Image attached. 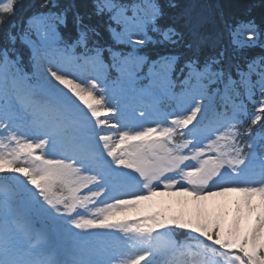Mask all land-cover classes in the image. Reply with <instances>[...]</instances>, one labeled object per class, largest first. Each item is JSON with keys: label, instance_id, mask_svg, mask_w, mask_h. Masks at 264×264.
<instances>
[{"label": "snow or ice", "instance_id": "obj_1", "mask_svg": "<svg viewBox=\"0 0 264 264\" xmlns=\"http://www.w3.org/2000/svg\"><path fill=\"white\" fill-rule=\"evenodd\" d=\"M18 3L0 0V25ZM177 7L36 0L19 28L9 24L0 173L25 179L0 181V264H264V137L252 127H264V55H238L264 49V18L171 15ZM149 45L166 51L151 58ZM161 187L201 201L241 195L227 222L203 207L118 218ZM88 228L118 231L111 246L84 250L76 230Z\"/></svg>", "mask_w": 264, "mask_h": 264}, {"label": "rangeland", "instance_id": "obj_2", "mask_svg": "<svg viewBox=\"0 0 264 264\" xmlns=\"http://www.w3.org/2000/svg\"><path fill=\"white\" fill-rule=\"evenodd\" d=\"M109 81L114 80L116 77H113V74L108 72L107 73ZM33 83H36V80H33ZM137 110H142L140 108H137ZM146 126H154L151 123L146 124ZM262 135V134H261ZM207 143V141H205ZM185 154H187V150H185ZM59 159L61 157H50ZM195 163V162H193ZM16 166H23L27 167L28 165L26 163L24 164H18ZM11 173L10 180L15 181L14 177L21 176L22 179H25L22 177V174L14 173L11 171H5ZM7 184V186L12 189L15 186L14 183H10L7 180H0ZM159 196H156L157 200L154 201H141L139 204L136 205L135 208H129L126 209V215L124 216H118L120 219H127L130 223L140 219L141 222H146L143 220L144 217L148 216L150 213L155 211H163L166 215L170 214H184V215H192L196 212L200 211L203 208H207L211 210L214 213H220V212H226V222L230 221L232 218V213L235 210L237 201L240 197V193H227L223 196H214L209 197L207 200L201 201L198 199H194L192 196L186 193H179L177 194L176 189H170V190H164L162 187L160 188ZM84 193V190H82L81 194ZM127 198V197H122ZM110 202V201H109ZM252 203L254 205L259 204V196L252 197ZM91 211H95L94 209H90ZM83 211V209H81ZM255 213H253V216L251 218H254ZM88 218H94L91 215H89ZM249 222V217L245 214V219L242 221L243 225H247ZM76 231L86 233L87 235H83L80 237L75 238L77 244L84 250H87L89 248H105L111 246L114 237L110 236L109 233H115L118 230L117 229H103V228H88V229H77ZM95 236H100V240H95ZM89 237H94L92 240L88 239ZM175 239V237H174ZM161 243H166V241H161ZM211 243V242H210Z\"/></svg>", "mask_w": 264, "mask_h": 264}, {"label": "trees", "instance_id": "obj_3", "mask_svg": "<svg viewBox=\"0 0 264 264\" xmlns=\"http://www.w3.org/2000/svg\"><path fill=\"white\" fill-rule=\"evenodd\" d=\"M35 2L36 0H19L15 15L9 17L5 24L0 25V46L7 43L6 31L8 30L9 24L16 23L19 28L21 21L34 10L33 5ZM65 2L77 4L81 11H88L91 4V0H65ZM125 2H131V0H125ZM161 2L165 3L166 0H161ZM176 3L178 7L174 10H170L171 15H177L185 10L190 11L193 15H208L223 11L232 18H245L251 16L255 18L257 23H260L261 19L264 18V7L261 6L262 0H176ZM69 27H71L70 24ZM104 35L107 38V34L104 33ZM117 47L119 49H128L123 45ZM16 48L25 56V59H27V50L19 43L16 45ZM165 51L166 49L164 47L153 45H149L143 50V52L151 58H155L157 54H162ZM238 55L241 59H250L252 57L264 55V49L255 47L253 49H247ZM258 131L264 132V127L259 124L253 126V132L257 133ZM185 139H187V137H185ZM0 177L9 179L10 174L8 172H3L0 174ZM68 194L69 193L65 191L64 195ZM96 237L97 239L99 238L98 236ZM175 237L178 240H183L184 238L182 233H177Z\"/></svg>", "mask_w": 264, "mask_h": 264}, {"label": "bare ground", "instance_id": "obj_4", "mask_svg": "<svg viewBox=\"0 0 264 264\" xmlns=\"http://www.w3.org/2000/svg\"><path fill=\"white\" fill-rule=\"evenodd\" d=\"M156 196H159V195H155V196H153V197L151 198V200H150V201L157 200ZM148 202H149V201H147V203H148Z\"/></svg>", "mask_w": 264, "mask_h": 264}]
</instances>
